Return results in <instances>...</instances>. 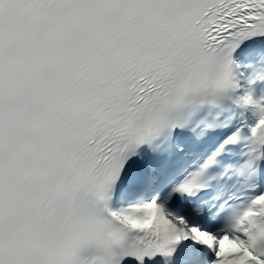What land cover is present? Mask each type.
<instances>
[{
	"label": "snow or ice",
	"instance_id": "obj_1",
	"mask_svg": "<svg viewBox=\"0 0 264 264\" xmlns=\"http://www.w3.org/2000/svg\"><path fill=\"white\" fill-rule=\"evenodd\" d=\"M0 264H264V0H0Z\"/></svg>",
	"mask_w": 264,
	"mask_h": 264
}]
</instances>
